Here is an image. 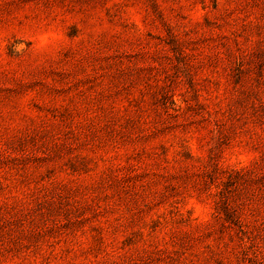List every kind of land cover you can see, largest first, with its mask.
<instances>
[{"label": "rangeland", "instance_id": "rangeland-1", "mask_svg": "<svg viewBox=\"0 0 264 264\" xmlns=\"http://www.w3.org/2000/svg\"><path fill=\"white\" fill-rule=\"evenodd\" d=\"M0 264H264V0H0Z\"/></svg>", "mask_w": 264, "mask_h": 264}, {"label": "clouds", "instance_id": "clouds-1", "mask_svg": "<svg viewBox=\"0 0 264 264\" xmlns=\"http://www.w3.org/2000/svg\"><path fill=\"white\" fill-rule=\"evenodd\" d=\"M35 39L38 41V46L43 47L48 43L50 39V34H37ZM250 159H251V154L241 150L239 155L240 162L246 164Z\"/></svg>", "mask_w": 264, "mask_h": 264}]
</instances>
